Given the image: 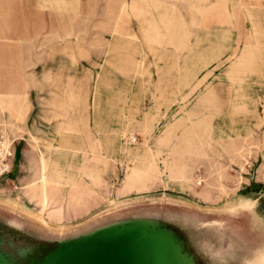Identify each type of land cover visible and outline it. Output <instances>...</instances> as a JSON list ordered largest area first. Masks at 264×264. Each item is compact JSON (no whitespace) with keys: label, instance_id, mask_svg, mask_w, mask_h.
<instances>
[{"label":"rangeland","instance_id":"rangeland-1","mask_svg":"<svg viewBox=\"0 0 264 264\" xmlns=\"http://www.w3.org/2000/svg\"><path fill=\"white\" fill-rule=\"evenodd\" d=\"M0 130L1 250L130 218L145 264H263L264 0H0Z\"/></svg>","mask_w":264,"mask_h":264},{"label":"water","instance_id":"water-1","mask_svg":"<svg viewBox=\"0 0 264 264\" xmlns=\"http://www.w3.org/2000/svg\"><path fill=\"white\" fill-rule=\"evenodd\" d=\"M247 203L259 218L260 226L264 230L257 210L251 202ZM132 223L130 218H118L93 224L91 227L82 223L81 227L76 228V233L65 238L61 236L55 241L46 239L38 243L30 242L29 248H23L18 256L12 254V243L8 242L11 244V251L0 248V264H145L148 253L153 258L158 254L159 246L155 243L158 240L161 243L164 236L158 238L154 234L153 237L143 234ZM8 238L12 240V235H8ZM133 238L142 240L133 243ZM2 243L0 235V244ZM262 247L263 244L260 248ZM258 250L251 254L253 264H261L255 259ZM145 252L147 254L142 255ZM134 258L139 263H135Z\"/></svg>","mask_w":264,"mask_h":264},{"label":"crops","instance_id":"crops-1","mask_svg":"<svg viewBox=\"0 0 264 264\" xmlns=\"http://www.w3.org/2000/svg\"><path fill=\"white\" fill-rule=\"evenodd\" d=\"M33 108H34V105L32 103L27 108V112H26L27 126H29L28 122L30 120V115L33 111ZM33 123L35 124L34 119H33ZM13 151L16 154L19 153V152H17L15 144H13ZM255 187L258 188V185L255 184ZM257 188H255L253 190L251 189L248 193L243 194V196H245V198H246L245 200H248L249 202H251L253 207L255 208V210H257V213L260 216L261 223L264 226V186H261L259 189H257ZM240 197H242V196L240 195Z\"/></svg>","mask_w":264,"mask_h":264},{"label":"built area","instance_id":"built-area-1","mask_svg":"<svg viewBox=\"0 0 264 264\" xmlns=\"http://www.w3.org/2000/svg\"><path fill=\"white\" fill-rule=\"evenodd\" d=\"M13 152V141L0 130V177L10 172Z\"/></svg>","mask_w":264,"mask_h":264}]
</instances>
